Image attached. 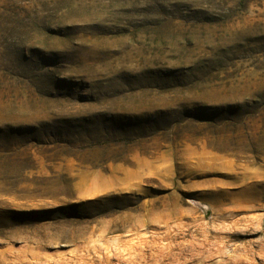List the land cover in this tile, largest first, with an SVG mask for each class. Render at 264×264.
Returning <instances> with one entry per match:
<instances>
[{
	"label": "rangeland",
	"instance_id": "obj_1",
	"mask_svg": "<svg viewBox=\"0 0 264 264\" xmlns=\"http://www.w3.org/2000/svg\"><path fill=\"white\" fill-rule=\"evenodd\" d=\"M0 264H264V0H0Z\"/></svg>",
	"mask_w": 264,
	"mask_h": 264
}]
</instances>
